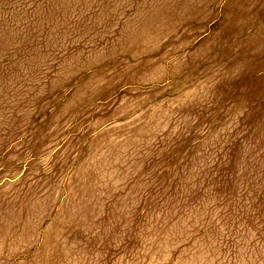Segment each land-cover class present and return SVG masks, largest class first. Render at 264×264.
<instances>
[{
  "label": "rangeland",
  "instance_id": "rangeland-1",
  "mask_svg": "<svg viewBox=\"0 0 264 264\" xmlns=\"http://www.w3.org/2000/svg\"><path fill=\"white\" fill-rule=\"evenodd\" d=\"M0 264H264V0H0Z\"/></svg>",
  "mask_w": 264,
  "mask_h": 264
}]
</instances>
